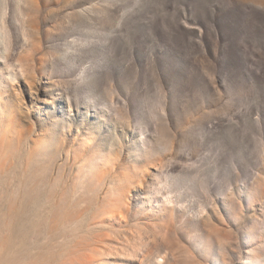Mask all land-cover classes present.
<instances>
[{
	"label": "rangeland",
	"instance_id": "rangeland-1",
	"mask_svg": "<svg viewBox=\"0 0 264 264\" xmlns=\"http://www.w3.org/2000/svg\"><path fill=\"white\" fill-rule=\"evenodd\" d=\"M19 179L93 264H264V0H0V223Z\"/></svg>",
	"mask_w": 264,
	"mask_h": 264
},
{
	"label": "bare ground",
	"instance_id": "bare-ground-1",
	"mask_svg": "<svg viewBox=\"0 0 264 264\" xmlns=\"http://www.w3.org/2000/svg\"><path fill=\"white\" fill-rule=\"evenodd\" d=\"M25 184L19 179L16 202L13 201L16 204L2 203L5 223H0V264H93V254L98 252L91 244L100 241L98 233L83 223H30L35 220L34 216L30 219L27 210L33 207L35 214L41 203L36 199L35 204H29L35 195L32 199L26 196ZM0 186L8 189L2 181ZM15 205L20 210H15Z\"/></svg>",
	"mask_w": 264,
	"mask_h": 264
}]
</instances>
